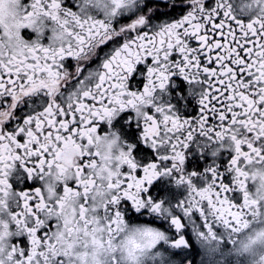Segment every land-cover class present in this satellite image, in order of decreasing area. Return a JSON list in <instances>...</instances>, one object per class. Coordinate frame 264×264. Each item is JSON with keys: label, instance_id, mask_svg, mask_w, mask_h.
Returning <instances> with one entry per match:
<instances>
[{"label": "snow or ice", "instance_id": "obj_1", "mask_svg": "<svg viewBox=\"0 0 264 264\" xmlns=\"http://www.w3.org/2000/svg\"><path fill=\"white\" fill-rule=\"evenodd\" d=\"M0 264H264V0H0Z\"/></svg>", "mask_w": 264, "mask_h": 264}]
</instances>
